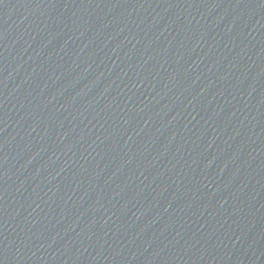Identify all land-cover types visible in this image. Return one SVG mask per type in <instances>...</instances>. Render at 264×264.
<instances>
[{
  "label": "water",
  "instance_id": "obj_1",
  "mask_svg": "<svg viewBox=\"0 0 264 264\" xmlns=\"http://www.w3.org/2000/svg\"><path fill=\"white\" fill-rule=\"evenodd\" d=\"M0 264H264V0H0Z\"/></svg>",
  "mask_w": 264,
  "mask_h": 264
}]
</instances>
